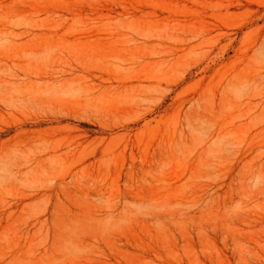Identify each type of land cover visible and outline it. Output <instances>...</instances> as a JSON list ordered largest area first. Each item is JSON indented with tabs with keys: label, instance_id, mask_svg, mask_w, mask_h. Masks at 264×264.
Listing matches in <instances>:
<instances>
[{
	"label": "rangeland",
	"instance_id": "1",
	"mask_svg": "<svg viewBox=\"0 0 264 264\" xmlns=\"http://www.w3.org/2000/svg\"><path fill=\"white\" fill-rule=\"evenodd\" d=\"M0 3V264H264V0Z\"/></svg>",
	"mask_w": 264,
	"mask_h": 264
},
{
	"label": "bare ground",
	"instance_id": "2",
	"mask_svg": "<svg viewBox=\"0 0 264 264\" xmlns=\"http://www.w3.org/2000/svg\"><path fill=\"white\" fill-rule=\"evenodd\" d=\"M1 3H0V8H1ZM2 9V8H1ZM38 12V11H37ZM42 14V13H41ZM6 29V28H5ZM2 33V31L0 32V34ZM10 61V60H9ZM7 63V62H6ZM6 63H3V64H6ZM8 64V63H7ZM2 65V63L0 62V66ZM8 66V65H7ZM15 66H17V64H15ZM19 67H21V66H19ZM7 68V67H6ZM6 68L5 69H2V70H4V71H6ZM9 68H10V72H12L11 70H13L10 66H9ZM14 68V67H13ZM18 68V67H17ZM16 69V68H15ZM8 70V69H7ZM4 71H1V72H4ZM62 74V73H61ZM53 76H57V73H54L53 74ZM1 83V82H0ZM27 88V87H26ZM28 89V88H27ZM7 153H9V152H7ZM7 153H4V154H6L7 155ZM9 154H11V153H9ZM9 154H8V157H9ZM8 157L5 159L4 157H3V155H1L0 156V161H2V162H5V164H7L8 165V162H10L11 161V159H10V157H9V159H8ZM8 159V160H7ZM6 161H7V163H6Z\"/></svg>",
	"mask_w": 264,
	"mask_h": 264
}]
</instances>
